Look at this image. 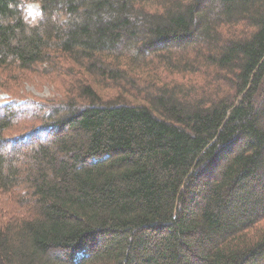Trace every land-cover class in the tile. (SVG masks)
I'll list each match as a JSON object with an SVG mask.
<instances>
[{"label":"trees","instance_id":"trees-1","mask_svg":"<svg viewBox=\"0 0 264 264\" xmlns=\"http://www.w3.org/2000/svg\"><path fill=\"white\" fill-rule=\"evenodd\" d=\"M0 92V264H264V0H0Z\"/></svg>","mask_w":264,"mask_h":264},{"label":"rangeland","instance_id":"rangeland-1","mask_svg":"<svg viewBox=\"0 0 264 264\" xmlns=\"http://www.w3.org/2000/svg\"><path fill=\"white\" fill-rule=\"evenodd\" d=\"M149 9L153 6L149 4ZM27 17L28 18H34L38 15V11L40 9L39 4L32 3L29 4L27 7ZM151 10V9H150ZM70 66L67 64L63 65L61 63L58 64V61L53 63V68L50 72L51 77H48L46 79H40V81L36 84L32 83L30 84L28 81H20L19 82V88L18 93L20 97H30L32 102H45L47 100H51L53 98H63L67 97L64 94H67V89L69 87V83L72 82V78L69 76L70 72L68 69ZM40 75H43V73H39ZM56 79V80H55ZM47 81L52 82L46 83ZM68 81V82H67ZM67 83L64 85V83ZM45 83V84H44ZM39 84V86H37ZM17 86V87H18ZM17 87L15 86L14 91L16 92ZM1 96V103L4 104L7 102L8 94L0 92ZM63 96V97H62Z\"/></svg>","mask_w":264,"mask_h":264},{"label":"clouds","instance_id":"clouds-1","mask_svg":"<svg viewBox=\"0 0 264 264\" xmlns=\"http://www.w3.org/2000/svg\"><path fill=\"white\" fill-rule=\"evenodd\" d=\"M12 5H9V7H11Z\"/></svg>","mask_w":264,"mask_h":264}]
</instances>
